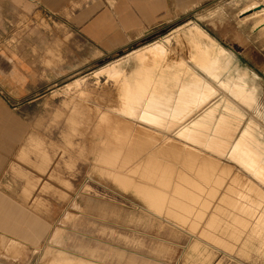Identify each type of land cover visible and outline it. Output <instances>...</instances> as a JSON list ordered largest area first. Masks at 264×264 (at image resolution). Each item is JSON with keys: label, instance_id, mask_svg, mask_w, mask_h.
Returning <instances> with one entry per match:
<instances>
[{"label": "rangeland", "instance_id": "374dc122", "mask_svg": "<svg viewBox=\"0 0 264 264\" xmlns=\"http://www.w3.org/2000/svg\"><path fill=\"white\" fill-rule=\"evenodd\" d=\"M34 3L0 0V140H21L20 150L2 159L0 192L45 215L59 213L76 198L108 201L133 211L138 220L150 221L153 237L166 240L151 243L165 242L167 264H256L259 258L246 234L223 230L232 221L227 215L231 208L219 198L232 191V199L242 207L260 209L264 185L240 166L237 157L212 155L153 125L166 121L170 108L179 107L178 100L160 105L171 95L197 103L195 88H188L192 78L187 71L212 80L204 70L208 67L196 61L200 55L192 53L197 44L190 33L198 26L250 74L257 87L256 102L240 109L244 117L239 130L252 123L264 142V25L256 30L264 24V9L258 8L264 0H173L174 14L165 24L132 49L98 60L62 23L47 22L41 15L35 22ZM90 3L92 11L102 5L101 0H81L66 10ZM156 44L165 47L159 56ZM129 56L141 58L142 77L127 81V70L107 71ZM151 76L174 83L150 93L159 82L150 81ZM149 96L160 102L148 104ZM147 107L157 114L152 126L142 120ZM172 115L178 117L179 111ZM180 177L199 180L200 187L176 186ZM249 185H255L254 190ZM175 187L179 191L172 203L165 193L174 194ZM188 191L193 197L180 196ZM198 193L200 200L195 199ZM149 194L157 199L150 202ZM218 207L222 211L216 212Z\"/></svg>", "mask_w": 264, "mask_h": 264}, {"label": "crops", "instance_id": "0c3cea01", "mask_svg": "<svg viewBox=\"0 0 264 264\" xmlns=\"http://www.w3.org/2000/svg\"><path fill=\"white\" fill-rule=\"evenodd\" d=\"M101 1L102 5L94 11L91 10L93 3L67 11L71 4H80L81 0H34L36 10L32 16L37 18L35 22L41 15L47 22L62 23L96 53L93 59L98 60L132 49L174 14L173 0ZM1 141L0 168L4 157L20 150L21 140L13 137ZM198 181L187 177L174 183L199 188ZM117 182L128 188L122 179ZM175 189L172 195L165 193V199L172 203L179 191L178 187ZM231 193L224 191L219 198L231 208L227 215L232 221L223 230L233 235L245 233L254 255L259 258L256 264H264V207H242L244 204L232 199ZM180 196L191 198L193 193L188 191ZM146 197L150 202L157 199L150 194ZM200 197L198 193L195 199ZM61 207L63 210L59 213L45 215L0 192V264H167L165 242L158 246L151 243L152 239L166 240L161 235L153 237L150 221L138 220L133 211L108 201L81 198ZM217 211L222 208L218 207ZM212 218L217 219L218 214L214 213Z\"/></svg>", "mask_w": 264, "mask_h": 264}, {"label": "bare ground", "instance_id": "6f19581e", "mask_svg": "<svg viewBox=\"0 0 264 264\" xmlns=\"http://www.w3.org/2000/svg\"><path fill=\"white\" fill-rule=\"evenodd\" d=\"M263 5H260L259 8H263ZM193 29L190 34L195 39L194 42L197 45L193 46L192 53L195 57L197 55L201 56H198L196 61L201 66L206 65L208 67V69H203L210 74L212 80L206 81L198 73L195 74L194 70H192L193 72L186 70V73L190 74L189 76L192 78L188 88H195L197 105L191 104L189 97L171 95L170 100L160 105L169 106V102L175 103L178 100L179 107L176 109L170 108L172 110L165 112L166 121H158L155 118L157 114L153 111L155 110L154 107L146 108L142 115V120L150 126H152L154 120H157L158 122H155L153 125L154 128H159L163 132L175 135V137L178 136L191 140L192 143L200 146V149L212 155L237 157L240 166L249 171L251 175L264 185V142L260 139L257 128L252 123L245 124L246 126L242 130H239L243 116L240 109L243 106L250 108L255 104L257 87L251 82L250 74L247 71L240 70L235 64V55L223 48L198 26H193ZM161 45H155L157 56H159L160 52L163 53L165 49ZM140 69L141 58L129 56L121 64H115L110 69H107V71L117 73L127 70L126 80L130 81V78L132 79L134 75L142 77L141 73L138 72ZM149 79L150 81H159L155 83L156 90L150 91V93H156L160 88L174 83L168 78H157L155 80L151 76ZM213 80H216L215 83ZM217 97H220V99L218 98L217 102L210 105ZM158 102L160 100L157 97H153L152 99L149 96L147 100L148 104H157ZM184 110L186 111L184 112ZM175 111H179L178 117L172 115ZM167 118H171L172 121H167ZM164 139L166 140V138ZM241 167L240 169L242 170ZM246 173L248 174V172Z\"/></svg>", "mask_w": 264, "mask_h": 264}, {"label": "water", "instance_id": "95a60500", "mask_svg": "<svg viewBox=\"0 0 264 264\" xmlns=\"http://www.w3.org/2000/svg\"><path fill=\"white\" fill-rule=\"evenodd\" d=\"M262 7L264 8V5Z\"/></svg>", "mask_w": 264, "mask_h": 264}]
</instances>
